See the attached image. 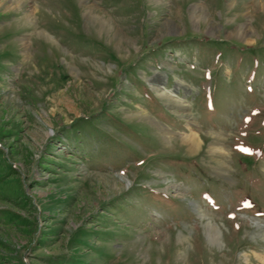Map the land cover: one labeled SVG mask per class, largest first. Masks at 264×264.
I'll return each instance as SVG.
<instances>
[{
    "label": "rangeland",
    "instance_id": "obj_1",
    "mask_svg": "<svg viewBox=\"0 0 264 264\" xmlns=\"http://www.w3.org/2000/svg\"><path fill=\"white\" fill-rule=\"evenodd\" d=\"M263 233L264 0H0V264H264Z\"/></svg>",
    "mask_w": 264,
    "mask_h": 264
},
{
    "label": "bare ground",
    "instance_id": "obj_2",
    "mask_svg": "<svg viewBox=\"0 0 264 264\" xmlns=\"http://www.w3.org/2000/svg\"><path fill=\"white\" fill-rule=\"evenodd\" d=\"M158 92H159V96H161L165 100L166 104H169L171 107L178 108V109L185 107V105H183V103H181L178 100H175L174 98H172L171 95H169V93H164L162 91H158ZM193 136H190V137L185 139L186 140L185 142H187L189 144V147H191V148H193V146L194 145L196 146V144H197V141H196V139ZM218 150H220V148H218ZM206 234H207L208 240H210L212 242L213 241H215V242L217 241V235L219 233H217V231L215 232V229H213L212 225L207 224V233ZM261 237H263L262 239H264V233L262 234Z\"/></svg>",
    "mask_w": 264,
    "mask_h": 264
},
{
    "label": "crops",
    "instance_id": "obj_3",
    "mask_svg": "<svg viewBox=\"0 0 264 264\" xmlns=\"http://www.w3.org/2000/svg\"><path fill=\"white\" fill-rule=\"evenodd\" d=\"M248 71V70H247Z\"/></svg>",
    "mask_w": 264,
    "mask_h": 264
}]
</instances>
